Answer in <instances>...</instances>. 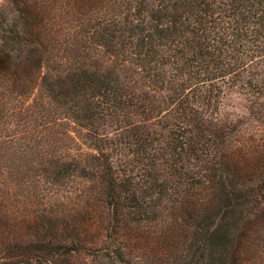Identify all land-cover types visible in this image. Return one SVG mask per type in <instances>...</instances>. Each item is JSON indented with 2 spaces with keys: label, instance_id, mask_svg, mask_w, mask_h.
Listing matches in <instances>:
<instances>
[{
  "label": "trees",
  "instance_id": "1",
  "mask_svg": "<svg viewBox=\"0 0 264 264\" xmlns=\"http://www.w3.org/2000/svg\"><path fill=\"white\" fill-rule=\"evenodd\" d=\"M224 85L263 122L264 0H0V264H264Z\"/></svg>",
  "mask_w": 264,
  "mask_h": 264
},
{
  "label": "rangeland",
  "instance_id": "2",
  "mask_svg": "<svg viewBox=\"0 0 264 264\" xmlns=\"http://www.w3.org/2000/svg\"><path fill=\"white\" fill-rule=\"evenodd\" d=\"M249 92L241 86L238 85H224L222 86L221 93L218 98L217 107L214 110L212 116L214 123L217 126L222 125H236L242 126L244 130L236 135L238 139H248V137H257L261 134V129L264 126V96L260 98L261 101V114L263 122L253 121L249 122ZM114 125H108L105 127V132L110 136H114ZM114 164L115 166H121V157L115 155L114 153ZM144 244L141 242L138 246L142 248ZM88 264H101V260L94 256L84 255L82 257ZM144 260V259H143Z\"/></svg>",
  "mask_w": 264,
  "mask_h": 264
}]
</instances>
